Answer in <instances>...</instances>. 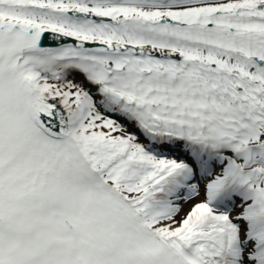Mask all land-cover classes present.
<instances>
[{
	"label": "snow or ice",
	"instance_id": "1",
	"mask_svg": "<svg viewBox=\"0 0 264 264\" xmlns=\"http://www.w3.org/2000/svg\"><path fill=\"white\" fill-rule=\"evenodd\" d=\"M0 264H264V0H0Z\"/></svg>",
	"mask_w": 264,
	"mask_h": 264
},
{
	"label": "rangeland",
	"instance_id": "2",
	"mask_svg": "<svg viewBox=\"0 0 264 264\" xmlns=\"http://www.w3.org/2000/svg\"><path fill=\"white\" fill-rule=\"evenodd\" d=\"M200 198H202V197H200ZM200 198H197V199H200ZM195 201H192V202H190L189 204H185L184 205V209H185V211H187L188 210V208L191 206V203H194Z\"/></svg>",
	"mask_w": 264,
	"mask_h": 264
}]
</instances>
